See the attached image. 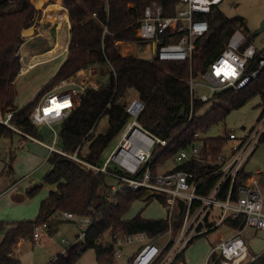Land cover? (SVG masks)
<instances>
[{"label": "trees", "instance_id": "16d2710c", "mask_svg": "<svg viewBox=\"0 0 264 264\" xmlns=\"http://www.w3.org/2000/svg\"><path fill=\"white\" fill-rule=\"evenodd\" d=\"M104 1L105 5L99 10L92 4L88 5L97 14L93 16V13L88 15L86 8L79 3L63 0L69 9L71 23L67 57L36 97L25 106L18 107L14 103L16 79L22 68L18 52L22 30L32 20L35 4L32 0H0V117H6L8 112L14 111L11 121L15 127L0 122V139L13 136L17 132L16 128L37 135L38 128L31 119V113L43 92L88 65L98 67V85L90 86L82 97L79 96V103L62 120L60 137L61 148L65 152L72 154L78 151L80 157L91 163L104 162L103 151L116 135H121L130 121L127 105L132 92L145 103L138 121L152 133L170 141L169 146L164 149L160 145L156 147L155 152L159 154L155 164L163 162L177 150L192 143L196 139V133L207 131L224 119L232 108L244 105L257 94L262 100L259 119L264 115V67L243 87H229L215 92L211 107L205 113H201V110L207 102L200 99L195 100L193 112L190 114L189 111L188 81L191 71L198 74L217 58L236 29L247 28L244 16H228L219 4H214L212 11L203 15L210 23L211 32L204 42L202 53L192 60H160L158 57L146 58L135 53L124 55L120 51V43L141 40L137 35V27L147 4L157 2L161 4L165 14H172L176 12L179 0ZM55 3L61 2L56 0ZM36 11L39 13L40 10ZM252 42V37L248 36V44ZM256 67L257 63L250 64L248 71ZM104 116H107V124L98 131L99 122ZM202 138L214 153L221 151L228 140L227 134ZM263 140L264 135L260 142ZM86 144L87 149L83 152ZM48 161L51 167L43 181L51 185V188L41 201L37 217L0 220V233L3 232L0 240V264H21L16 253L19 241L23 238L35 241L34 229L38 223L46 222L48 228H57L62 221L60 214L63 210L79 215L90 214L95 221L88 227L84 239L68 248L67 255H62L49 264H73L87 248L95 249L99 264H116L113 243L101 241L106 231L116 240L115 235L145 231L148 236L155 237L167 230L168 222L164 217H144L141 212L131 218L124 217L133 201L142 196V191L121 187L110 197L103 193L105 187L111 186L109 174L97 172L57 150L50 152ZM185 168L197 171L199 176L215 169L207 164H190ZM248 176L249 172L243 167L235 184V196L238 195L239 184ZM216 181L217 177L206 180L199 191L208 193ZM40 185L30 188L28 194H34ZM185 206V202L179 200L175 213L178 223L184 217ZM244 221L243 214L226 219L227 224L234 228H242ZM186 249L187 247L181 251L174 262L185 260ZM166 250L167 248L164 252ZM159 260L154 264H158ZM209 264H221L217 252L211 253ZM246 264H264V250Z\"/></svg>", "mask_w": 264, "mask_h": 264}, {"label": "built area", "instance_id": "2783aa9c", "mask_svg": "<svg viewBox=\"0 0 264 264\" xmlns=\"http://www.w3.org/2000/svg\"><path fill=\"white\" fill-rule=\"evenodd\" d=\"M222 1L179 0L177 10L172 14H165L161 4L157 2L147 4L139 19L137 35L141 40L150 41L155 50L154 57L160 60H192L202 53L204 42L211 32L210 23L203 15L211 12L213 5ZM96 15L94 12L93 16ZM253 63H257V67L248 71L249 65ZM263 67L262 51L253 42L248 44V36L243 30L236 29L217 58L198 74L191 71L188 81L190 114L194 110L195 100L210 102L217 91L229 87L239 89L252 77L257 76ZM82 86L75 81L71 82L69 78L63 79L46 91L33 109L32 121L35 124L46 123L54 132L53 142L49 144L50 150L60 151L97 172L109 174L119 185L118 187L111 184L115 190L126 187L142 191L141 197L158 199L166 209L164 218L168 222V228L163 233L150 237L142 231L115 235L116 240L111 237L109 241L114 245L116 259L122 257L126 244L135 243L137 247L128 259L130 264H154L162 254L158 264H172L195 237L206 234L223 223L227 224V218H237L241 214L245 215L242 228L264 229V194L258 178L253 174L249 175L239 184L237 196L234 191L240 170L245 167L264 135V115L256 126L243 135L236 131L223 133L227 134L228 140L217 153L213 152L198 132L192 143L177 150L163 162L155 164L159 154L155 152L156 147L160 145L164 149L169 146L170 141L152 133L138 121L145 103L134 96L127 105V111L133 119L124 127L119 143L104 162L96 164L80 157L78 151L69 154L59 148V133L53 127L55 122L62 121L79 103L80 93L90 87ZM91 86L96 87L94 83ZM13 114L14 111L8 112L6 117H0V122L14 127L11 121ZM170 161H173L174 165L161 171L160 169ZM190 164H207L215 169L199 176L197 171L185 168ZM212 177H217L213 188L208 193H201L199 187ZM179 200L186 204L180 223L175 217ZM61 216L76 221L83 237L95 221L90 214L79 215L70 210H63ZM47 227L46 222L38 223L34 229V238L38 239L41 231ZM161 238L160 246L157 241ZM212 252H217L221 264H246L257 257L250 253L249 245L241 231L222 237ZM58 259L59 257L51 256L48 263L41 264H49Z\"/></svg>", "mask_w": 264, "mask_h": 264}, {"label": "rangeland", "instance_id": "374dc122", "mask_svg": "<svg viewBox=\"0 0 264 264\" xmlns=\"http://www.w3.org/2000/svg\"><path fill=\"white\" fill-rule=\"evenodd\" d=\"M32 1L35 4V0ZM53 1L54 0L47 1L44 4V8H47L48 4ZM73 1L85 7L88 15L89 13H93V10L88 8L89 4L94 5V8L96 7L95 9L99 10V8L104 6L106 3L104 0ZM60 2L61 3L59 4L67 9L63 0H60ZM219 6L228 16L242 15L245 17L247 21V28L242 27L241 30H243L246 35L252 37L253 43L260 49V51H262L264 55V29H261V22L264 17V0H223ZM36 10L37 8L35 4L34 16L26 25V27L34 28V33L22 36L18 52L22 62V68L16 79V94L14 98V103L18 107L25 106L36 97L42 87L55 74V70H57L61 63L65 61L68 53L70 37L68 36L69 31L67 19H69V17L63 21L60 29L55 31L51 28L52 21L47 19L45 16V9L40 10L39 13H36ZM67 10L69 11V9ZM120 51L124 55L135 53L138 56L146 58H153L155 56V50L152 48L149 40H139L133 42L121 41ZM53 72L54 74L52 75ZM69 79L71 82L75 81L77 84L83 85L82 87L91 86L93 83L97 86L99 81L98 67L96 65L85 66L70 75ZM44 93L45 92H43V94ZM43 94L41 95L40 100L42 99ZM134 96L137 97L136 94L132 92L130 94V98ZM261 101V96L259 94L251 97L244 105L232 108L224 119L214 124L207 131L200 132V134L203 137L217 136L229 131H236L239 135L245 134L251 130L253 126L258 124L259 115L262 110L260 104ZM39 102L37 104H39ZM211 104V101L207 102L201 110V113H205L211 107ZM131 119H133V117ZM106 124L107 116H104L100 120L97 130L99 131L104 128ZM36 126L38 128L37 136L49 144L52 143L54 139V132L51 126L46 123L36 124ZM53 127L59 133L57 146L61 148L62 140L60 137V131L62 121L55 122ZM19 137L22 136L16 132L13 136L2 137L0 139V190H3V186H13V184L16 183L13 186V190L0 199V208L2 209L0 211V220L11 221L9 219L2 218L13 215L19 216L20 219H35L39 213V203L46 196L45 194L48 193L51 187L43 181L44 175L51 167L47 158V154H49L50 149L43 145H41L38 149L34 148L31 146L33 140L30 138L26 140V143L29 144L21 146L19 144ZM120 139L121 135L118 134L110 142L108 147L102 153L103 160L115 148ZM86 149L87 144L83 147L82 151L84 152ZM30 154H34V160L29 158ZM173 165L174 162L170 161L160 170L165 171ZM245 168L247 172H249V175L253 174L258 178L260 187L264 194V140L259 142V144L255 147L254 151L248 158ZM109 183L117 185V180L109 177ZM38 184H41L38 190L32 195L28 194V190ZM117 186L119 187V185ZM115 191L117 190L111 186L103 189V193L110 197ZM21 194L25 196L24 200H21L20 197H18ZM11 200L14 202H9ZM139 212H141L144 217L152 218H163L166 215V209L161 204L160 200L141 196L133 201L129 210L124 214V217L131 218ZM44 230L47 232L51 231L52 233L53 237L50 238L52 239L50 240V245H52L51 254L53 255H57L59 250L63 247H66L65 253L68 254L70 244L68 241L63 242V240L68 239L71 242V240L73 241L77 237V234H81V228L77 222L66 220L63 217L57 228L50 229L47 227L44 228ZM254 230L252 233L250 232L251 230H248L243 233L242 236L249 245L250 253L256 255L257 253L255 251L261 253L264 250V229ZM231 231V227L227 226L226 223H223L216 229H213L204 235L198 236L194 241H191L185 252L188 264H205L208 253L210 252L207 259V264H209L211 251L220 240V236L228 237L230 236L229 234ZM46 235H48V233H45V237ZM2 237L3 232L0 233V240ZM110 239L111 234L109 231H106L101 238V241L105 242ZM43 240H45L44 236L40 241H36L33 246L36 245L35 247H41L38 245H41ZM78 241H81V238ZM45 242L47 244V241ZM157 242L161 246L162 238ZM136 247L135 243L126 244L123 247V255L122 257L116 259V264H130L128 259L135 251ZM62 254L64 253L62 252L57 257L62 256ZM49 255L50 254L43 257L44 263H48L50 261ZM181 262L182 261L179 260L173 262L172 264H183ZM73 264H99L96 258L95 249H85Z\"/></svg>", "mask_w": 264, "mask_h": 264}, {"label": "crops", "instance_id": "0c3cea01", "mask_svg": "<svg viewBox=\"0 0 264 264\" xmlns=\"http://www.w3.org/2000/svg\"><path fill=\"white\" fill-rule=\"evenodd\" d=\"M36 1H38V0H35L34 2H35V4H36V8L37 9H39V10H44L45 9V13H46V8H44V4L46 3V0H41L42 1V3L41 4H38ZM54 1H56V0H54ZM51 2L50 3V5L51 4H54L55 2ZM49 4H48V6H50ZM47 6V7H48ZM68 9V8H67ZM66 9V10H67ZM67 13H68V16H67V18L69 17V11L67 10ZM45 16H46V14H45ZM67 22H68V31H69V37H70V28H71V23H70V19H67ZM64 23H66V22H64ZM69 41V40H68ZM56 71V70H55ZM54 71V72H55ZM54 72L52 73V75L54 74ZM51 75V76H52ZM34 94H35V92H34ZM33 94V95H34ZM34 97V96H33ZM244 128H245V126H244ZM17 130V132L22 136V137H19V144L21 145V146H24L25 144H29V143H26L27 141V139L28 138H30V139H32L33 140V142H32V145L31 146H33L34 148H39L41 145H43V146H45L46 148H48V149H50L49 148V143H47V142H45L42 138H40L39 136H37V135H31V133H28V134H26L24 131H22V130H20V129H16ZM50 152H51V150L49 151V154H50ZM46 153V152H45ZM49 154H47V158H48V156H49ZM29 158L31 159V160H34L35 159V157H34V154H30L29 155ZM3 184H5V183H3ZM14 184H16V183H14ZM14 184H13V186H14ZM13 186H8V187H4L3 186V190H0V199L2 198V197H4L8 192H10V191H12L13 190ZM51 186V185H50ZM51 188V187H50ZM50 190V189H49ZM48 193H49V191H48ZM48 193L47 194H45L46 196L48 195ZM45 196V197H46ZM18 197H20V199L21 200H24V198H25V196L23 195V194H21L20 196H18ZM44 197V198H45ZM43 198V199H44ZM42 199V200H43ZM41 200V201H42ZM17 201H18V199H17ZM9 202H14V201H9ZM40 204H41V202L39 203V207H40ZM2 209L0 208V211H1ZM2 219H9V220H11V221H14V220H21L20 218H19V216H15V215H13V216H6V217H4V218H2ZM25 219H27V218H25ZM66 220H69V219H66ZM71 221H73V220H71ZM76 222V221H75ZM227 226H228V224H227ZM80 227V226H79ZM229 227H231V229H232V231H231V233L229 234V235H232V234H234V233H236V232H238V231H241V233L243 234V233H245V232H247L248 230H251L250 232L252 233L253 232V228H251V227H246V228H242V229H239V228H234V227H232V226H230L229 225ZM58 229H59V227H58ZM253 229V230H252ZM44 230V229H43ZM41 231V235H40V237L38 238V239H35V241H32L31 239H28V238H23V239H21L20 241H19V243H18V245H17V247H16V253L18 254V256L20 257V259H22V264H41V263H44V260H43V257L45 256H47L48 254H50L49 255V257H51V256H54V257H57V256H59L62 252L63 253H65V250H66V247H63L61 250H59V253L57 254V255H53V254H51V252H52V245H50V240H52V239H50V238H52L53 236H52V233H51V231H49V232H47V231ZM259 230V229H258ZM258 230H256V231H258ZM255 231V230H254ZM249 232V233H250ZM45 233H48V235H46V237H45ZM44 236V239L45 240H43L42 241V243H41V245H38V246H41V247H35V246H33L35 243H36V241H40L41 239H42V237ZM81 238V240H83L84 239V237L83 236H81V234H77V237L72 241L71 240V242H70V240H68V239H64L63 240V242H69V244H70V246L71 245H73V244H75V243H78V242H80V241H78L79 239ZM222 237L220 236V239H221ZM45 241H47V244H46V242ZM69 246V247H70ZM40 248H42V249H40ZM211 251V250H210ZM262 251V250H261ZM257 254H259L257 251H255ZM210 253V252H209ZM209 253H208V256H209ZM256 254V255H257ZM63 255V254H62ZM208 256H207V258H206V262H207V259H208ZM188 259H187V257H186V253H185V260L184 261H182L181 263H183V264H188ZM206 264V263H205Z\"/></svg>", "mask_w": 264, "mask_h": 264}, {"label": "bare ground", "instance_id": "6f19581e", "mask_svg": "<svg viewBox=\"0 0 264 264\" xmlns=\"http://www.w3.org/2000/svg\"><path fill=\"white\" fill-rule=\"evenodd\" d=\"M36 2L38 4L42 3L41 0H38ZM45 14H46V18L52 21L51 28L54 29L55 31L60 29L63 21L65 19H67V16H68L65 8L59 3H54V4H51L50 6H48L46 8ZM55 102H56V100H55Z\"/></svg>", "mask_w": 264, "mask_h": 264}, {"label": "water", "instance_id": "95a60500", "mask_svg": "<svg viewBox=\"0 0 264 264\" xmlns=\"http://www.w3.org/2000/svg\"><path fill=\"white\" fill-rule=\"evenodd\" d=\"M261 29H264V17L262 19V22H261ZM30 33H34V28L32 27H25L23 30H22V36H25L27 34H30ZM84 95V92L80 93V97H82ZM113 167L115 165H112Z\"/></svg>", "mask_w": 264, "mask_h": 264}]
</instances>
